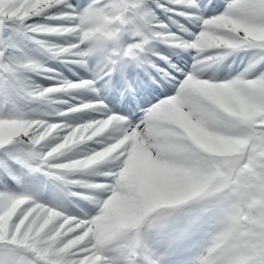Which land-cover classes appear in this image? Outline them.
<instances>
[{
    "label": "snow or ice",
    "instance_id": "6c2138e0",
    "mask_svg": "<svg viewBox=\"0 0 264 264\" xmlns=\"http://www.w3.org/2000/svg\"><path fill=\"white\" fill-rule=\"evenodd\" d=\"M249 197L264 0H0V264H264L216 254Z\"/></svg>",
    "mask_w": 264,
    "mask_h": 264
},
{
    "label": "clouds",
    "instance_id": "9594fccd",
    "mask_svg": "<svg viewBox=\"0 0 264 264\" xmlns=\"http://www.w3.org/2000/svg\"><path fill=\"white\" fill-rule=\"evenodd\" d=\"M211 42L205 40L201 46H210ZM151 155V153H149ZM138 163V167H139ZM227 197L228 194H218ZM211 198V197H210ZM249 200H256L249 197L243 201L238 209L239 222L229 241L216 245V254L228 260H236L244 255L246 249L253 246L264 245V202L256 200L254 204H249ZM213 238L209 237L202 255H208L207 249L213 246Z\"/></svg>",
    "mask_w": 264,
    "mask_h": 264
},
{
    "label": "rangeland",
    "instance_id": "374dc122",
    "mask_svg": "<svg viewBox=\"0 0 264 264\" xmlns=\"http://www.w3.org/2000/svg\"><path fill=\"white\" fill-rule=\"evenodd\" d=\"M219 3H223V0H219ZM159 12H160V10L158 9L157 10V13L159 14ZM183 20H184V18H181L179 21H178V23L180 24V23H183ZM185 21V20H184ZM174 27H176L175 25H173ZM165 46H167V45H165ZM168 47V46H167ZM165 55H167V53H164ZM180 56L181 57H184V58H186L187 57V54L185 53V51H182L181 53H180ZM243 56V53L242 54H240V55H237V56H234V58H233V61H235V62H230L229 61V58L230 57H228L225 61H223L222 63H221V65H220V73H219V75H220V78H223L225 75H227V73H228V71H229V69H228V65H231V68L233 69V70H239V69H241L242 67H243V64H241V57ZM187 60V59H186ZM50 65H54V64H56L57 62L56 61H49L48 62ZM239 64V65H238ZM237 65V66H236ZM60 71H64L65 72V74H67V72H66V70L65 69H59ZM210 75V74H209ZM35 79H37L39 82H41V83H44V80L42 79V78H40V77H35Z\"/></svg>",
    "mask_w": 264,
    "mask_h": 264
},
{
    "label": "bare ground",
    "instance_id": "6f19581e",
    "mask_svg": "<svg viewBox=\"0 0 264 264\" xmlns=\"http://www.w3.org/2000/svg\"><path fill=\"white\" fill-rule=\"evenodd\" d=\"M181 25H184L185 27H191V29L193 30V31H196V30H198V29H196V26L194 25V24H191V25H189V24H185V21L183 20V23H180ZM174 27V26H173ZM175 28V27H174ZM177 31H178V28L176 29ZM160 47L161 48H166L167 46H165L164 44H161L160 45ZM206 51H210V50H206ZM185 53L187 54V57H186V59H187V62H188V64H189V66H191V63H192V60H193V55H194V50H193V52L190 54L189 52H186L185 51ZM242 54V53H241ZM233 58L234 57H230L229 58V61L230 62H232L233 61ZM235 59V58H234ZM239 65V64H238ZM237 66V65H236ZM210 74V72H206V76H205V78H207V76Z\"/></svg>",
    "mask_w": 264,
    "mask_h": 264
}]
</instances>
